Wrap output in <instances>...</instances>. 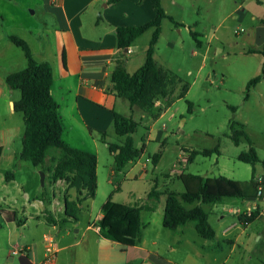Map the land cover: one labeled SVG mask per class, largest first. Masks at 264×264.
<instances>
[{
	"label": "rangeland",
	"instance_id": "374dc122",
	"mask_svg": "<svg viewBox=\"0 0 264 264\" xmlns=\"http://www.w3.org/2000/svg\"><path fill=\"white\" fill-rule=\"evenodd\" d=\"M259 4L257 0H162V7L173 21L162 22L153 57L156 65L174 78V86L168 98L155 103V118L137 108L130 114L140 122L132 138L136 148L144 146L143 154L121 172L116 171L100 138L96 195L80 204L77 221L64 215L65 199H75V192L67 190L63 182L48 190L51 183L45 176L47 194L52 200L49 211L56 228L47 224L43 214L39 216L44 219L25 221L26 226L20 230L16 224L9 225L13 219L8 216L20 215L0 212V263L12 260L19 264V254L12 256L11 252L28 245L41 255L46 245L44 236L48 235L53 237L57 250L56 264H264V219L260 216L263 207L257 200L259 188L264 187V57L245 52L250 48V30L255 27L251 18ZM50 21L41 0H0V44L10 47L16 59L23 57V52L4 36L15 34L22 26H49ZM191 33L199 35L196 39L200 46ZM150 38L148 31L137 45L148 46ZM17 68L15 63L7 71ZM258 75L260 82L247 92V82ZM19 97V91H15L13 98ZM56 98L59 102V95ZM187 103L192 105L190 112ZM7 121L23 128L21 113L15 112ZM233 122L242 126L260 160L253 180L252 167L237 160L250 145L242 141L235 146L229 138ZM108 134L107 142L122 141L113 129ZM74 135L76 138L75 132ZM146 135L152 141L145 142ZM217 145L219 155H196L190 163L184 162L191 151L210 150ZM10 148H21V140L14 138ZM57 153L52 150L50 156L56 158ZM157 153L160 157L154 166L152 156ZM21 163L25 165L22 179L28 180L26 171L31 166ZM38 172L33 183L34 191L39 193L42 187ZM110 180L114 184L120 182L121 188L117 190L109 184ZM154 183L162 195L150 201L147 194ZM204 185L209 194L239 193L203 206L215 239L200 238L191 224L175 231L163 228L164 193L196 192ZM109 198L116 204L142 207L138 240L112 243L105 232L98 234L87 229L97 226L96 219ZM148 206L154 209L149 211ZM253 212L258 213L254 222L243 225L238 221L239 216Z\"/></svg>",
	"mask_w": 264,
	"mask_h": 264
},
{
	"label": "crops",
	"instance_id": "0c3cea01",
	"mask_svg": "<svg viewBox=\"0 0 264 264\" xmlns=\"http://www.w3.org/2000/svg\"><path fill=\"white\" fill-rule=\"evenodd\" d=\"M41 1L51 20L49 26L32 28L22 26L15 34L6 35L4 38L10 42L8 36L20 37L28 44L34 60L51 65L53 73L51 94L58 104L63 127L62 141L71 148L96 155L98 186L99 133L109 135L113 129L115 113L131 117L130 114L135 109L130 107L127 101L116 96L110 81V73L117 61L124 63L129 74L134 73L142 65L147 49V45L142 47L137 45L140 36L127 50L120 51L117 48L114 30L118 27L141 26L154 20L156 16L154 1L120 0L116 3H111V0ZM257 2L260 4L251 18L255 27L250 30L248 42L250 48L245 50L246 53L264 44V25L259 23L264 19V0ZM163 9L168 15L165 8ZM240 10H244V7L240 6ZM20 58H15L10 47L0 44V119H3L0 121V212L3 214L14 212L20 215L16 218L8 216L13 219L9 221V225L16 224L21 230L31 220L44 219L39 216L44 214V204L41 200L42 190L39 193L34 191L33 178L38 169L30 164L31 169L26 171L29 175L28 180H23L22 166L25 165L21 162L25 161L18 158L21 148H10L14 138L22 139L23 128L20 124L14 125L13 121H7L9 116L15 114L12 109L13 102L18 101L20 97L13 98L15 91L6 86L5 77L25 68L24 55ZM15 63H18L19 68L7 71V67ZM56 95H59V102ZM146 136L145 142L152 141L148 135ZM102 143L107 147L109 142L105 140ZM110 156L113 159V155ZM131 163L132 161L128 164ZM114 166L113 159L112 168ZM2 169L4 172H1ZM111 176H114L113 170ZM124 177L126 179L127 176ZM109 184L114 185L117 190L121 188L120 182L114 184L110 180ZM259 189L264 194V187ZM4 206H7V209L4 210ZM49 210L52 211V205ZM100 218L101 214L96 222ZM49 225L53 229L56 228V225ZM87 229L101 234L95 224L88 226ZM22 248L19 251V264H40L43 261L45 249L39 255L30 245ZM0 264H13V261L8 260Z\"/></svg>",
	"mask_w": 264,
	"mask_h": 264
},
{
	"label": "trees",
	"instance_id": "16d2710c",
	"mask_svg": "<svg viewBox=\"0 0 264 264\" xmlns=\"http://www.w3.org/2000/svg\"><path fill=\"white\" fill-rule=\"evenodd\" d=\"M119 1L111 0L110 2ZM153 1L156 10L154 20L141 26L118 27L114 30L117 48L120 51L128 49L136 39L147 31H151V38L142 65L134 73L129 74L124 63L117 61L110 73V81L117 97L127 101L130 107L137 108L155 118L153 117L155 116L153 112L155 103L172 94L174 78L168 75L164 69L158 67L154 61L153 55L161 33L162 21L164 19L173 20L165 13L162 0ZM259 23L264 25V19ZM191 35L195 40L199 36L197 33H191ZM8 39L23 52L26 59L24 69L12 72L5 77L6 86L10 90L20 93L19 100L13 102L12 105L13 111L21 113L23 118V134L18 158L28 162L45 175L48 174L51 184L62 181L67 190L75 192V199H65L64 215L77 221L80 204L84 200L94 199L96 195V155L64 144L58 104L51 94L53 82L51 65L47 62L34 60L28 44L20 37L10 35ZM197 45L200 46L198 40ZM249 53L260 54L264 57V44L258 49L250 50ZM260 79L261 75H258L249 80L246 84V91L248 92L251 87L259 83ZM247 94L246 98L248 97ZM171 103L172 101L166 105V108ZM187 104L188 112H190L192 105L191 103ZM231 109L233 112L235 111L234 107ZM139 126L140 122L134 121L131 117L114 114L113 130L117 136L122 138V141L119 144L107 143V148L109 153L113 155L116 171H122L128 163L143 154L144 147L136 148L132 138ZM230 130L229 138L235 146H238L242 141L250 145L246 152L238 155L237 160L252 167L251 180H253L255 165L260 162L256 151L251 146L250 139L240 124L231 123ZM99 135L101 140L105 142L107 134L103 132ZM218 148L217 145L210 150L191 151L187 157V163H190L196 155L205 157L213 154L219 155ZM52 150H57L58 156L56 158L50 157ZM159 157V153L152 156L154 166L158 163ZM220 180L226 181L223 177H220ZM41 190L45 220L48 224L56 225V221L49 211L52 200L47 194L46 186L44 185ZM164 194H166V201L163 210V228L175 231L191 224L200 238L209 241L215 239V232L208 222L209 214L203 206H212L220 202L223 197L239 196V193L234 195L209 194L205 185L199 187L196 192L180 194L166 192ZM160 195L162 193L158 192L156 183H154L147 194V199L154 201ZM146 209L152 211L154 207L148 206ZM141 211V206L116 204L111 202V198H109L101 208V218L97 221V227L100 232H105V237L112 243H121L127 239L138 240L142 230ZM257 217L258 213L253 212L249 216H239L238 221L243 225H248L254 222Z\"/></svg>",
	"mask_w": 264,
	"mask_h": 264
},
{
	"label": "built area",
	"instance_id": "2783aa9c",
	"mask_svg": "<svg viewBox=\"0 0 264 264\" xmlns=\"http://www.w3.org/2000/svg\"><path fill=\"white\" fill-rule=\"evenodd\" d=\"M147 161H149V160H147ZM184 162L185 163L187 162V157L185 158ZM179 163H181V162H179ZM178 169H182V167L179 166ZM60 182H62V181H57L55 184H51V186H47L48 190H52L53 186L56 184H59ZM260 199H261V202H260ZM257 200H258V203H261V205L263 207L262 211L260 212V216L264 219V194L261 192L260 189H259V195H258ZM44 241L46 242L44 259L40 264H54L55 254H56L57 250L55 249V246H54L53 237L45 235ZM11 254H12V256L18 255L19 252L18 251H12Z\"/></svg>",
	"mask_w": 264,
	"mask_h": 264
},
{
	"label": "water",
	"instance_id": "95a60500",
	"mask_svg": "<svg viewBox=\"0 0 264 264\" xmlns=\"http://www.w3.org/2000/svg\"><path fill=\"white\" fill-rule=\"evenodd\" d=\"M125 50H127V49H125ZM38 174L40 177V186L44 187V185H45V182H44L45 181V174L41 171H39Z\"/></svg>",
	"mask_w": 264,
	"mask_h": 264
}]
</instances>
